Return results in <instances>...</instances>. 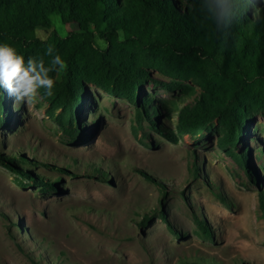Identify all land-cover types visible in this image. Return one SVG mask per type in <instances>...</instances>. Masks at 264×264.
<instances>
[{"label":"rangeland","instance_id":"obj_1","mask_svg":"<svg viewBox=\"0 0 264 264\" xmlns=\"http://www.w3.org/2000/svg\"><path fill=\"white\" fill-rule=\"evenodd\" d=\"M51 20L48 37L78 30ZM187 84L190 94L145 83L158 124L145 122L139 136L138 103L94 83H85L78 135L50 118L41 95L31 108L10 97L0 128V264H264V112L251 111L234 149L249 152L247 166L222 148L221 130L178 137L180 108L202 92Z\"/></svg>","mask_w":264,"mask_h":264},{"label":"trees","instance_id":"obj_2","mask_svg":"<svg viewBox=\"0 0 264 264\" xmlns=\"http://www.w3.org/2000/svg\"><path fill=\"white\" fill-rule=\"evenodd\" d=\"M229 5L234 15L220 19L211 0H0V43L46 63L51 59L46 49L52 45L67 62L65 72L52 73L53 94L41 89L40 95L50 118L70 134L80 132L86 82L138 103L136 136L145 122L158 124L159 107L152 97L141 96L145 83L190 94L189 82L202 92L180 108L178 137L221 130L222 148L248 166L249 152L237 155L234 149L248 133L251 111L264 112V0H258V20L249 0H229ZM52 15L78 30L64 37L52 31L41 42L34 30H50ZM97 36L107 43L105 48ZM9 98L0 89V128L9 122ZM166 137L178 141L171 131ZM18 169L33 179L30 171ZM260 206L264 212V192ZM197 221L213 239L207 223Z\"/></svg>","mask_w":264,"mask_h":264},{"label":"clouds","instance_id":"obj_3","mask_svg":"<svg viewBox=\"0 0 264 264\" xmlns=\"http://www.w3.org/2000/svg\"><path fill=\"white\" fill-rule=\"evenodd\" d=\"M249 3V10L258 20V0H249ZM211 6L213 10L218 9L220 19L234 15L229 0H211ZM34 35L41 42L48 39L40 28L34 30ZM45 54L51 58L47 63L42 57L38 59L33 56L26 59L10 43H0V89L6 91L14 103H27L31 108L40 96L41 89L45 90L46 95L53 94L56 79L52 73L55 72L58 76L67 70L68 65L52 45L47 46Z\"/></svg>","mask_w":264,"mask_h":264}]
</instances>
